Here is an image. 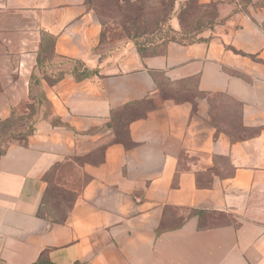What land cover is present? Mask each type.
Segmentation results:
<instances>
[{
  "label": "crops",
  "instance_id": "crops-1",
  "mask_svg": "<svg viewBox=\"0 0 264 264\" xmlns=\"http://www.w3.org/2000/svg\"><path fill=\"white\" fill-rule=\"evenodd\" d=\"M188 1L214 26L142 52L94 0H0V120L32 76L49 104L0 152V264H264V0H175L178 31Z\"/></svg>",
  "mask_w": 264,
  "mask_h": 264
},
{
  "label": "rangeland",
  "instance_id": "rangeland-1",
  "mask_svg": "<svg viewBox=\"0 0 264 264\" xmlns=\"http://www.w3.org/2000/svg\"><path fill=\"white\" fill-rule=\"evenodd\" d=\"M94 4L104 23L108 24L107 29L113 31L114 35L126 34L130 38L148 35L147 38H151L154 33V41L171 36L175 0H94ZM206 13L211 16L207 18ZM214 14L213 7L204 9L196 2H189L182 14V38L192 40L196 33L209 24ZM23 96L22 101L11 107L12 110L15 109L13 118L7 123L0 122V152L12 142H23L21 139L31 132L34 117L29 107L33 103L36 102V109L40 110L42 106L46 107V111L49 109L40 86L34 87L33 96ZM60 194L53 198L56 209L62 207L63 196Z\"/></svg>",
  "mask_w": 264,
  "mask_h": 264
},
{
  "label": "trees",
  "instance_id": "trees-1",
  "mask_svg": "<svg viewBox=\"0 0 264 264\" xmlns=\"http://www.w3.org/2000/svg\"><path fill=\"white\" fill-rule=\"evenodd\" d=\"M191 2V1H188L187 4ZM192 2H195V1H192ZM216 23V21L214 20H210L209 21V24L207 26H205L202 30H204L205 28H208V27H212L214 26V24ZM171 28V27H169ZM200 30L198 33H196V35L194 36V38L192 40H189V39H183L182 38V32L181 31H178L174 28H171L170 29V32H171V36L169 37H165L163 40H159V41H154L153 37H154V33L151 35L152 37L150 38V40H148L149 38H147L148 35H144V36H140V37H132L131 39L136 43V45L139 47L140 51H145L146 47L150 44H154V43H157V42H167V41H170V40H178V41H182V42H185V43H190V42H193L195 40L198 39V35L199 33L202 31ZM52 44H53V40L50 39L48 40V51L51 50V47H52ZM49 57V54H40L39 56V59H38V63L40 65V68L42 70V72H45V70L43 69L42 65L44 62L47 61V58ZM80 65V64H79ZM79 65L76 66V68L74 69V73L80 78L82 77L84 74L86 75H89V74H92L94 72V70H88L87 68L84 69V73L83 72H80V68H79ZM81 66V65H80ZM82 67V66H81ZM35 84H40V79H38L36 76H32V82H31V85H30V96L32 95L33 96V91H34V87H35ZM42 95H43V98L45 99L46 101V97L44 95V93L42 92ZM36 103V102H35ZM33 103L29 109L31 110L32 112V115L34 117V120L32 119V122L35 123L36 121V116L39 112V109L37 108L36 109V104ZM14 111L15 109L12 110V113L10 115V117H8L7 119H4V121H1V123H7L11 120V118H13V115H14ZM31 121V119H30ZM34 132V124L31 128V132L27 133V136L22 138L21 141L23 140V142L21 143H26L29 136ZM8 146H6L4 149H2L1 153H4L6 151V148ZM58 193H61L60 195L63 196L62 198V207L60 209H56L55 208V204L53 203V198L56 197L58 195ZM76 200V194L73 193L72 191H69L67 189H64L63 187L55 184V183H50V185L48 186L45 194H44V197H43V200H42V204L40 206V209H39V212L38 214L42 217H46L48 219H51L53 222H57V223H63L66 221V218L69 214V211L70 209L73 207V204ZM42 261H38L36 264H40ZM52 264V263H50Z\"/></svg>",
  "mask_w": 264,
  "mask_h": 264
}]
</instances>
